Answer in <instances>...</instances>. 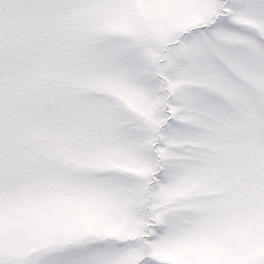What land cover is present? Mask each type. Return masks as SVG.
Listing matches in <instances>:
<instances>
[{
  "label": "snow or ice",
  "instance_id": "6c2138e0",
  "mask_svg": "<svg viewBox=\"0 0 264 264\" xmlns=\"http://www.w3.org/2000/svg\"><path fill=\"white\" fill-rule=\"evenodd\" d=\"M0 264H264V0H0Z\"/></svg>",
  "mask_w": 264,
  "mask_h": 264
}]
</instances>
